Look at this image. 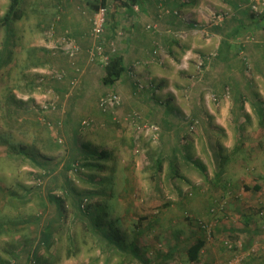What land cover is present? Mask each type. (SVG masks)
Returning <instances> with one entry per match:
<instances>
[{
    "label": "rangeland",
    "instance_id": "rangeland-1",
    "mask_svg": "<svg viewBox=\"0 0 264 264\" xmlns=\"http://www.w3.org/2000/svg\"><path fill=\"white\" fill-rule=\"evenodd\" d=\"M60 1L21 0L22 17L13 23L10 37L11 58L0 68V264H29L32 248L34 264H264L261 0H177V6L157 7L174 14L167 22L157 14L145 18L141 3L137 14L131 15L118 6L105 25L104 54L121 53L119 43L124 44L127 37L137 39L145 32L159 35L170 30L177 43V59L168 64L173 62L168 69L171 80H164L162 90L157 75L135 63L129 75L121 76L124 83L104 85V62L100 56L91 59L97 39L90 34L92 43L83 57L97 66L86 71L91 83L86 95H77V99L73 96L83 69L77 64L79 54H70L75 44L65 38L63 17L57 23L62 13ZM73 1L81 6L79 11L88 13L84 0ZM9 2L0 0V18ZM218 13L220 21L215 18ZM41 37L46 40L43 46L39 45ZM111 40L116 46L113 53L106 44ZM32 42L34 45H27ZM5 44L6 28L0 24V57ZM219 46L227 48L220 68L216 59ZM154 50L153 55L161 57L158 45ZM126 54V60L133 57V53ZM71 70L74 83L66 85ZM214 75L225 81L219 83V97L211 90L217 83ZM204 85L202 92L208 98L192 101L193 93ZM109 92L119 102L99 105V97ZM149 92L151 99H157L149 103L175 105L178 110L179 123L164 134V140L158 123L153 122L163 115L154 112L155 120L144 116L149 106L143 99ZM130 102L124 110L123 104ZM192 109H199L193 117L189 115ZM101 110L108 116H102ZM255 110L259 115L243 119L246 112ZM81 117L91 125L77 131ZM64 119L72 123L61 130L57 125ZM83 143H88L90 151H106L108 157L80 159L76 150L83 149ZM159 158L162 162L157 169ZM74 159L79 170L66 172L65 165ZM86 162L98 163L101 170L85 167ZM199 166L205 167L202 174ZM195 183L199 189L190 194L187 190ZM69 186L84 193L103 225L113 223L114 242L122 245L120 249L100 243L79 220H73L61 188ZM57 196L66 209L56 229L63 238L48 248L37 246L39 230L55 218L52 198ZM69 233L75 239L71 248ZM199 237L206 239L201 258L197 263L188 262L186 246ZM224 240L231 241V249L224 247ZM70 252L76 254L67 257Z\"/></svg>",
    "mask_w": 264,
    "mask_h": 264
},
{
    "label": "crops",
    "instance_id": "crops-1",
    "mask_svg": "<svg viewBox=\"0 0 264 264\" xmlns=\"http://www.w3.org/2000/svg\"><path fill=\"white\" fill-rule=\"evenodd\" d=\"M62 1V2H61ZM60 1V5H62L61 7V16L58 19L57 23H60V19L62 18L63 21H65L66 23L62 24V28H67V30L65 31V33H67L66 35V39H70L75 45L76 47L79 48L80 53H78V49L76 54H79L80 57L77 58V64H79V66L81 67V70L83 69V73L82 75H80V73L78 74V81H80L79 86L77 87V92L75 93V96H73V98L75 97V99L80 97H83L84 95H86L87 93V89L89 88V84L91 83L88 75L86 73V71L88 73H90L91 70H94V67L97 66L96 64L93 65L92 63L89 64L88 60L85 61V58L83 57L84 54L86 55L89 45H91L90 43V31H91V17H92V11L94 9L93 5L89 4L90 1L92 0H84V3L86 5V8H88V13L84 12V10H78L81 6H78L77 4H73V0H61ZM95 1V0H94ZM188 1V0H186ZM203 2V0H202ZM84 3H81L82 7L84 8ZM167 5L170 4L171 6H177V0H148L145 1L143 8H141L142 12H146L147 14L144 15L145 18L148 17H155V14H157L160 19L164 20V22H167L169 20H172L174 14L170 13L169 10H165L160 12V8L157 9V7L159 5ZM202 4V3H201ZM183 5V4H182ZM185 5H187L185 3ZM135 9L138 10L137 5H134ZM118 9V8H117ZM158 10V11H157ZM82 11V12H81ZM78 12H80L82 15H79ZM158 12V13H157ZM91 13L90 16H88V14ZM173 13H176V10H173ZM77 14V15H76ZM164 16V17H163ZM87 19L89 21V23L85 22V20ZM62 21V22H63ZM61 22V23H62ZM68 22V24H67ZM60 23V24H61ZM87 23V25H86ZM135 25L137 26L138 23H135ZM148 25V24H147ZM136 26H134L133 28H135ZM113 28V27H112ZM137 30V27L135 28ZM155 33H149V32H145L144 34H139L137 39H128L125 38V43H119V47L118 49L121 51V55H123V60L126 64V66L128 67V70L126 71V75H129L130 69L132 68L131 66L135 63H138L140 66V69L144 70L146 73H150V74H155L157 75V77L155 78V80L159 81V83H161V89L163 90V83H165L166 81H164L165 79L167 80H171V75L169 73L170 66L168 65L169 62L173 59H177V55L174 52L175 48L174 47L177 43L176 41L173 39V36H171L170 34V30H166L165 32H160L159 35H154ZM122 40V38L120 39ZM39 45L43 46V44L45 43V38L41 37V39H39ZM55 42L57 40H54ZM38 42V39H37ZM58 42H60V40H58ZM61 43V42H60ZM37 44V43H35ZM28 46L30 45H34V43H28ZM38 45V44H37ZM36 45V46H37ZM106 45V44H105ZM156 45H158L159 47V52L161 54V57L158 56H154V49L156 48ZM172 45V47H171ZM218 51L216 52L217 54V58L219 60V68L221 66V64L225 61V53L227 51V48L225 46L221 47H217ZM177 49V48H176ZM230 49H238L237 47H233ZM126 53H133V57L129 58L128 60L125 59L124 54L127 55ZM163 55V59L162 58ZM175 57V58H174ZM135 58V59H134ZM136 65V64H135ZM78 69V67H77ZM72 70L69 71V78L68 75L67 77H65V81H67V83H65L66 85H68L70 82H72L73 80V75H72ZM86 73V74H85ZM104 75V72H103ZM80 77V78H79ZM213 77H216V75H214ZM220 77H222L223 79H226V75L224 72H220ZM219 76L216 77L217 83L216 85H214L213 89L216 91V94L218 95V97L220 96V86L221 84L224 85L225 81L222 80V78H220ZM147 78V77H146ZM149 78V77H148ZM121 81V78H119L117 80ZM151 81H153V79H151ZM124 83V79L121 81ZM221 83V84H219ZM194 84V83H192ZM129 85L133 86L130 82ZM157 87L159 88L160 86L157 85ZM195 87V85H194ZM206 89V86H202L201 88L198 87L197 91L199 93H193L192 101H202V98L207 99L208 96L206 95V93L202 92V90ZM148 92V91H147ZM203 94V95H202ZM78 95V96H77ZM146 96H144V102L146 103V105H148L149 109L144 112V116L146 118H152L154 119V117H156V115L154 114V112H159L161 115H163V118L158 119L157 122L153 121L155 123H158L159 125V131H160V138L162 140H164V134L167 131H172L173 128L175 127L174 125H177L179 123L178 120V110L175 109V105L174 106H157V105H153L152 102L149 103V101L154 100L157 101L156 98L151 99V92L145 94ZM171 96V95H170ZM165 98V97H164ZM167 98V97H166ZM168 100V99H167ZM126 101V100H125ZM170 103H172L173 98L170 97L169 99ZM132 102L128 103V104H123L124 110L126 108H128V105H131ZM195 106V105H194ZM196 111H199V109H196ZM192 109L191 113L189 115L192 114V117L198 113ZM122 112V111H121ZM259 110H255L254 112L250 111L249 113L246 112L245 118H243L244 120L246 118H254L255 115H259ZM70 113V112H69ZM67 113V115L69 114ZM102 115V113H101ZM70 118L71 115L69 114ZM71 119H64L63 121V127L65 128V126H68L70 124ZM155 120V119H154ZM61 125V124H59ZM58 126V125H57ZM63 130V129H62ZM64 131H66L64 129ZM178 131V129H177ZM172 149V148H170ZM196 184V183H195Z\"/></svg>",
    "mask_w": 264,
    "mask_h": 264
},
{
    "label": "trees",
    "instance_id": "trees-1",
    "mask_svg": "<svg viewBox=\"0 0 264 264\" xmlns=\"http://www.w3.org/2000/svg\"><path fill=\"white\" fill-rule=\"evenodd\" d=\"M145 1H148V0H123V1H121V0H113V1L95 0L94 1L93 0V1H90L89 4L93 5V7H94L92 13L100 5L106 7L107 11H106V21L104 23V26H105L107 21L109 20L108 18H114L115 10L117 9L118 6H120V5L123 6L126 10V13H128L130 15L131 14H137L138 10L135 9L134 5L141 3L140 8H143L144 5L142 6V4H144ZM20 2H21V0H10L6 12L0 18V24L4 25L6 28V44L3 47V55L0 57V68L3 67L4 65L8 64L10 61V58H11V50L9 49V46H10L9 43H10L11 32L13 31V27H12L13 23L22 17V14L20 11L21 8L19 6ZM114 25H112V26L114 27ZM104 29H105V27H104ZM104 32H105V30H104ZM103 35H104V33H103ZM103 35L96 38L97 44L98 43L103 44L102 42H104V41L101 40ZM108 42H113V41L112 40L107 41L106 44H108ZM113 45H114V42H113ZM108 50L110 51V49H108ZM115 50H116V46L114 45V50L110 51V52L113 53V52H115ZM129 69L131 70L132 68H129ZM127 70H128V67L125 64V62L123 60V55H121V53L109 54L108 55V62L106 64H104V75L102 76L101 82L106 86H111L119 78H121V76L124 73H126ZM72 83H74V82H72ZM72 85H74V84H72ZM150 90H153V89L151 88ZM105 95L106 94L99 97V105H101L100 104L101 100ZM101 111L103 112L102 116L103 115L108 116V112H105L103 110H101ZM70 123H72V122H70ZM49 124H51V120H50ZM59 124H61V123H58V126L62 127V129H63L62 124L61 125H59ZM77 125L79 128L77 131H81V130H85V129L89 128L91 123L89 121L87 122V119H83V117H81V121L79 120V122H77ZM77 131H75V132L77 133ZM82 148L84 150L81 148L80 149L78 148L76 150V153H77L76 156H80L81 157L80 159H85L88 156H89V158L96 159V160L108 157V153L104 150H93V151L88 150V148H89L88 143H83ZM177 150H179L178 145H177V149H175V151H177ZM87 152L89 154H87ZM183 158L186 162L190 163V157L188 155L184 154ZM170 159H172V158H170ZM161 162H162L161 158L157 159V162H156L157 169H160ZM83 165L85 167H95V168L101 170V165H99L98 163L93 164L91 162H86V163H83ZM79 166L80 165L77 163V160L74 159V160H72V162H67V164L65 165V170H66V172L70 170L72 173H75L79 170ZM204 168H205L204 166H199V171L201 172V170H205ZM202 173L203 172H201V174ZM61 188L64 189L63 195L66 196L65 199L69 200V204H70V206L72 208V212L74 214L73 220H75V219L79 220V222H81L83 224V226L85 228H87V230L91 231L92 234H94L98 237V241H100V243L105 244L107 246H114V247L120 249V247L122 245H120V244L117 245V243L114 242L116 233H115V227L113 226V223L110 222V224L106 223L107 225H103L105 222H103L100 219V217L97 215V213L93 209L91 210V207H90L91 205L88 202H86L87 197L85 195H83L84 193L82 194V193L74 192V189L71 186L65 187V188L61 187ZM245 188L247 189L248 187L245 186ZM254 188L258 189L259 186L255 185ZM197 189H199V186L196 184H193L190 186V188L187 190V192H189L190 194L191 193L195 194L197 192ZM186 195L187 194H185L183 196L185 199L187 197ZM52 200L54 201L53 204H54L55 218L53 217V219L51 221H49L47 224H45L43 226L41 225L42 227L39 230L40 237L38 239L39 241L37 243V246H42V247L48 248L49 246L53 245V243L56 242V239L62 240V238H63L61 234H58L56 229H57L58 225L62 222V217L64 216L66 209L62 205L63 199L61 196H57L55 198L53 197ZM202 226L205 227V225H202ZM112 234H114L113 237H112ZM67 240L69 242V246L74 245L75 239L73 237V234L71 235V233H69L67 236ZM205 242H206V239L204 237L203 238L199 237V238H196L188 246H186L185 255H186V260L188 262H192V263L199 262V260L201 258V253H202L201 251L203 250V248L205 246ZM223 244H224V247L228 250L232 248L230 240H224ZM133 247H134V245L131 248H133ZM70 248H71V246H70ZM74 254H76V253L72 254V252H70L67 255V257L74 255ZM131 255L134 257L136 256L135 249H133L131 251ZM139 259H140V257H139Z\"/></svg>",
    "mask_w": 264,
    "mask_h": 264
},
{
    "label": "built area",
    "instance_id": "built-area-1",
    "mask_svg": "<svg viewBox=\"0 0 264 264\" xmlns=\"http://www.w3.org/2000/svg\"><path fill=\"white\" fill-rule=\"evenodd\" d=\"M261 5L264 4V0H261ZM255 3H253L252 7L254 9H256V5H254ZM106 7L104 6H99L92 14L91 17V31L90 34L92 35V37L94 39H96L97 37H100L101 35H103L104 33V23L106 21ZM218 21H220L222 19L221 14L218 13L215 17ZM147 27L149 28H154V25H147ZM107 48L110 49V51L114 50V45L113 42H108L107 44ZM77 52V47L76 45L72 47V50L70 51V54H73ZM91 59H93L94 57H98L100 56L102 61L104 62V64H106L108 62V55L104 54V49H103V44H94L91 48ZM107 102H109L110 104H117L119 102V97L113 93V92H109L108 94H106L102 100H101V105H105ZM113 104V105H114ZM85 122V121H84ZM88 122V121H87ZM153 132H156V127L153 128ZM35 249L32 248L30 255L28 256L29 260V264H34L32 260H34V255H35ZM218 264H222V263H218Z\"/></svg>",
    "mask_w": 264,
    "mask_h": 264
}]
</instances>
